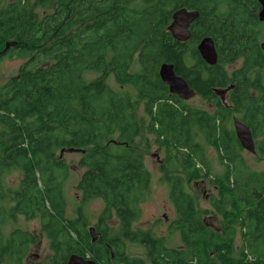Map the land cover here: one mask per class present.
Masks as SVG:
<instances>
[{
    "label": "trees",
    "instance_id": "1",
    "mask_svg": "<svg viewBox=\"0 0 264 264\" xmlns=\"http://www.w3.org/2000/svg\"><path fill=\"white\" fill-rule=\"evenodd\" d=\"M227 1L0 0V60L22 61L0 84V264H23L38 240L12 228L19 218L38 221L51 251L48 264H65L71 255L96 264L119 259L122 264H214L212 255L219 264H264V174L247 166L234 135L229 141L224 127L170 94L158 75L162 64H172L193 91L212 101L218 118L229 116L211 87L234 81L220 65L242 51L253 28L241 0L232 7L236 16L228 21L221 16L218 9ZM36 6L51 12L39 16ZM182 8L199 13L184 43L166 30ZM204 37L216 44L214 67L195 49ZM256 67L249 62L236 81L238 106H250L243 119L255 136L262 127L261 75L256 72L245 85L240 79ZM139 107L148 122L143 115L137 118ZM143 134L156 135L167 153L165 183L176 214L166 237L176 234L178 249L166 248L167 240L159 242L149 231H134L151 184L140 151L146 144L134 145ZM202 137L224 162L222 174L210 175L206 149L198 143ZM65 148L80 150L77 165L84 169L76 183L80 202L74 219L64 215L70 171L59 154ZM257 148L260 153L262 142ZM12 171L20 173L18 184L6 188L4 179ZM196 179L217 188L212 205L222 217L219 231L203 222L207 213L185 189V182ZM96 199L103 207L92 243L82 207ZM238 234L242 242L235 256ZM125 241L144 244L145 259L127 255Z\"/></svg>",
    "mask_w": 264,
    "mask_h": 264
},
{
    "label": "rangeland",
    "instance_id": "2",
    "mask_svg": "<svg viewBox=\"0 0 264 264\" xmlns=\"http://www.w3.org/2000/svg\"><path fill=\"white\" fill-rule=\"evenodd\" d=\"M34 1L35 0H30L31 3H33ZM47 7L49 6H45V7L36 6L35 10L39 16H42L46 13L51 12L50 8ZM21 64L22 61L17 59H6V58L1 59L0 84L4 83L6 80H8L9 77L17 73ZM185 104L205 110L202 100H200L198 96H196L192 100L186 101ZM142 115L144 116V113L142 111V108L139 107L136 111V116L137 118H139ZM145 121L148 122L149 120L145 117ZM205 140L206 138L202 137L201 141L198 143L199 144L201 143L206 149V152L204 151L203 155L205 154L204 161L206 162V164L210 165L209 173H211L210 175L213 176L222 174L224 170V165H223L224 162L221 163V161L219 160V155L215 152L214 148H212L214 150L213 152L211 148H208L204 145ZM149 143H154L158 149L150 150L148 148ZM142 144H146V148H147L146 151L142 150L139 147ZM134 145L140 148V151L143 154L144 166L148 170L151 178L149 191L146 194L145 198L140 203L141 217L139 221L134 224V228L141 231H149L150 236H152L153 239H156L159 242H161L160 240H167V243L163 242L166 248L178 249L179 246L181 245L178 236L174 234L169 237H166V235L168 234L167 225L169 226L170 224H172V220L175 219V214H176L175 207L172 201L169 200V197L167 196L168 186L165 183V191H164V188L162 186L163 183L161 182L162 181L161 178H163L161 177L162 173H160L157 179L154 178L155 177L154 170L157 165V161L154 157H152V155L158 153L159 158L166 159L167 153L165 147L158 145L156 135L154 134L139 135L136 138ZM241 154L249 168L253 169L254 171H257L258 174H261L262 172L264 173L263 164L261 165L257 163L255 159L253 160V158L249 154H246L245 152H242ZM63 157L68 163L69 171H70V175L64 184V189L66 193L65 195L66 205H65L64 215L68 219H74L78 215V210H79L78 204L80 202V193L76 189V183L79 177L81 176V174L83 173L84 169L79 168L77 165L80 158L79 152L65 153ZM166 164L167 163H165V165ZM161 167L162 166H160V168ZM207 170H209V167L207 168ZM19 177H20V173L18 171H12L11 173H9L4 179L5 187L8 188V186H12V187L16 186V184H18L17 182L19 181ZM185 189L194 198L199 210L201 212L207 213L201 217L216 215L214 214L215 210L212 205V201L216 197L217 188L213 184H210L208 180L196 179L185 182ZM164 206H165V210L163 209ZM102 207L103 204L101 200L98 199L92 200L91 202L87 203L82 207L83 216L84 214L86 216L87 227L93 226L96 223L97 216L101 211ZM164 214H165V227H161L160 229V226H158L160 225V223H157V221L164 219L163 217ZM217 216L220 220H222V217L220 215ZM13 227L26 230L29 233L32 232L38 236V240H41L40 246H38L37 243L35 245L33 244L31 245V248L28 254L26 255V258L24 259L23 264H48V259L51 256V251L48 246V239L40 231V225L38 221L36 219L32 221H28L19 218L18 224L12 226V228ZM155 228L159 230L157 234L153 232V229ZM38 240L37 242H39ZM241 242H242L241 235L238 234L234 242L235 256H238L239 254L240 251L239 246ZM138 246H139L138 243H130L128 241H125V245H124L125 253L132 257H140L145 259L144 251H143L144 247L142 245L140 247ZM33 255H37V257L32 258L33 260H30L29 257L31 256L33 257ZM119 260H116L114 264H122L119 262ZM211 261L214 264H219L217 261H215L214 255L211 256Z\"/></svg>",
    "mask_w": 264,
    "mask_h": 264
},
{
    "label": "flooded vegetation",
    "instance_id": "3",
    "mask_svg": "<svg viewBox=\"0 0 264 264\" xmlns=\"http://www.w3.org/2000/svg\"><path fill=\"white\" fill-rule=\"evenodd\" d=\"M239 1L240 0H228L227 1L228 3H225L224 5H222L218 9L219 11H222L221 16H225L227 21L229 20V18H231V16H233V15L236 16L237 10L235 8L232 9V7L234 6L235 3H238ZM241 3L244 6H246V8L248 10V18H245V20H247V21L251 20V25L253 28V31L249 33V35L251 37L250 38L247 37V39H249V40L245 41L246 45L244 46V48L242 49L241 52H237V54L229 62H226V63H223L220 65V70H222L224 72L225 76L227 75L228 77H232L234 79V81H231L232 83L225 86V88L217 87V86L211 87V92L214 93L215 89H226L227 87L232 86V88L225 94L223 101L220 99L219 96H217L214 93L215 97L224 106L228 107V109L230 110L229 116L226 118H218L217 112H216V106L212 103L211 100L203 98L199 92L198 93L195 92V96L193 98L198 96L199 99L202 100V103L205 107V110L199 109L196 107L195 108L198 109V111L200 113H203V115H205V116H207V118H209V123H212V121L215 120L217 125L224 127L226 129V131L228 132V135H229L228 140L229 141L233 139V135L235 136V139L237 140L235 132H234V127H233L234 119H238L243 125L247 126L250 130L251 136H252L253 141H254L255 154H250L249 152L245 151L243 148H242V152L249 154L253 158V160L255 159V161L257 163L264 165V101L260 104V111H262V114H260V119H261L260 123L262 125L261 131L257 136H255V134L252 132L250 127L247 125L246 120L243 119V116L250 110V106H246V108L244 110L240 109V107L238 106L239 103L241 102L240 90H236V84H238V82H236V81L239 77L238 72L242 73V71L245 69L244 67L249 62L253 63L254 66H258V67L254 68L250 73H246L244 76L241 77L240 81H241L242 85L247 84V81L252 82L254 80V76H255L256 72H259L261 75L260 86L264 87V21L258 20V13L261 9V6L257 0H241ZM164 18H165V10H164ZM204 38H210V37H204ZM204 38H202V39H204ZM210 39H212V38H210ZM201 40H198V42L195 45V47H196L195 49H196L197 53L199 54L200 59L206 65H208L210 67L216 66L218 64V51H217L216 44H215L214 40L212 39L213 44H214L215 54H216V61L213 64H208L206 62L205 58L198 52L197 46ZM180 43H184V42H180ZM248 45H250V46H248ZM247 93L252 95L255 92L252 89H247ZM193 98H191L189 100H192ZM181 100L183 103H186V101H189V100H183V99H181ZM236 106H237V108H236ZM258 141L262 142V146H263V148H261L260 153H258V148H257V142ZM204 145L208 148H211V150L214 152V150L212 149L211 146H209L207 144H204ZM148 148L150 150L151 149H158L154 143H149ZM158 156H159L158 153H155L152 155V157H154L157 161V165H156L155 170H154V176H155L154 178L157 179L158 176L160 175V173H162L161 177L164 178V183L162 186H163L164 191H165V159L164 158L161 159ZM160 166H162V167L160 168ZM261 174H264V173L262 172ZM203 195H204V193H203ZM163 209L165 210V206L163 207ZM163 217H164V221L161 222L160 225H158V226H160V229H161V227H165V214L163 215ZM89 227H91V226H89ZM134 231L137 232L138 230L134 228ZM158 231L159 230L156 228L153 229V232L155 234H157ZM32 234L36 235L34 233H32ZM164 237H165V235H164ZM38 241L39 242L36 241L35 243H33V245H35L37 243V245L40 246L41 240H38ZM136 243L139 244L138 247H140L142 245L144 247L143 251L145 252L146 248H145L144 244H142L138 241ZM29 258H30V260H33L32 256Z\"/></svg>",
    "mask_w": 264,
    "mask_h": 264
},
{
    "label": "water",
    "instance_id": "4",
    "mask_svg": "<svg viewBox=\"0 0 264 264\" xmlns=\"http://www.w3.org/2000/svg\"><path fill=\"white\" fill-rule=\"evenodd\" d=\"M261 6L258 13V20L264 21V0H257ZM199 16L197 11L179 9L172 14L171 22L167 26V32L178 42H186L190 38L189 27ZM7 47V45H6ZM198 52L205 58L208 64H213L216 61V54L214 49V44L212 39L204 38L200 41L197 46ZM158 75L161 81L168 87L171 94L177 95L180 99L189 100L195 96V91H193L187 84V82L180 76L176 75L174 72V67L172 64L164 63L159 67ZM232 88V86L226 89H215L214 93L220 97L223 101L225 94ZM234 132L240 146L255 154V145L253 138L251 136L250 130L247 126L243 125L238 119L233 121ZM80 152L78 149L65 148L60 152V157H63L65 153ZM204 223L209 224L213 230L219 231V225L216 219L209 217L204 218ZM88 232L91 236V242L94 243L98 236L95 232L94 227L88 228ZM112 258H114L113 252H111ZM37 255H33L36 258ZM65 264H96L95 261L91 260L88 256L80 257L77 255H71L66 260Z\"/></svg>",
    "mask_w": 264,
    "mask_h": 264
},
{
    "label": "bare ground",
    "instance_id": "5",
    "mask_svg": "<svg viewBox=\"0 0 264 264\" xmlns=\"http://www.w3.org/2000/svg\"><path fill=\"white\" fill-rule=\"evenodd\" d=\"M185 9V8H184ZM151 122V121H150ZM224 148V147H223ZM230 148V147H229ZM230 152V151H229ZM209 217H212V218H214V219H216V221H217V223H218V225H219V229H221V227H220V221H219V218H218V216H215V215H209V216H204V217H202V219L204 220V218H209ZM204 222V221H203ZM210 224H211V222H209V224H206L207 226H209L210 227ZM211 228V227H210Z\"/></svg>",
    "mask_w": 264,
    "mask_h": 264
},
{
    "label": "clouds",
    "instance_id": "6",
    "mask_svg": "<svg viewBox=\"0 0 264 264\" xmlns=\"http://www.w3.org/2000/svg\"><path fill=\"white\" fill-rule=\"evenodd\" d=\"M61 152V151H60ZM60 155V154H59ZM64 156V155H63ZM62 158V157H61ZM91 227H93V226H91ZM90 228V227H89ZM15 229H17V228H15Z\"/></svg>",
    "mask_w": 264,
    "mask_h": 264
}]
</instances>
